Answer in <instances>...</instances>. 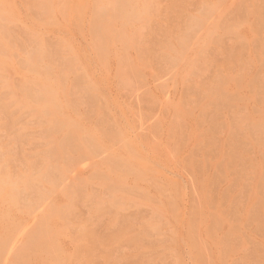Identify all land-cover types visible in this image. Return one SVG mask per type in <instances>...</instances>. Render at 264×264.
Segmentation results:
<instances>
[{"label":"rangeland","instance_id":"obj_1","mask_svg":"<svg viewBox=\"0 0 264 264\" xmlns=\"http://www.w3.org/2000/svg\"><path fill=\"white\" fill-rule=\"evenodd\" d=\"M0 264H264V0H0Z\"/></svg>","mask_w":264,"mask_h":264}]
</instances>
